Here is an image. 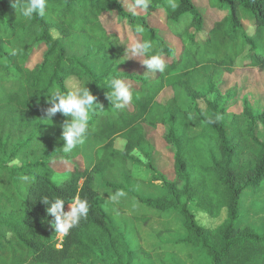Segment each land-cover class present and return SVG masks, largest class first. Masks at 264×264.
<instances>
[{
  "label": "trees",
  "instance_id": "obj_1",
  "mask_svg": "<svg viewBox=\"0 0 264 264\" xmlns=\"http://www.w3.org/2000/svg\"><path fill=\"white\" fill-rule=\"evenodd\" d=\"M125 1L47 0L43 17L26 19L12 0H0V264H135L141 257L149 259L153 252L134 250L125 230L102 207L100 185L146 208L177 213L185 234L177 244L194 248L207 264H264V223L261 230L236 226L243 194L256 191L260 183L264 187V135L258 134L250 109L229 111L233 90L230 96L218 91L237 64L264 73V0H208L211 8L226 12L204 36V17L194 0H175V10L168 0H151L148 10L136 9V14L134 0L127 7ZM113 10L133 35L149 39L154 52L163 51V73L147 72L145 66L149 76L123 73L119 62L125 51L100 73L88 65L107 52L111 34L101 17ZM154 16L169 29L186 20L173 33L179 49L150 24ZM137 25L144 28L142 34L135 33ZM40 47L45 49L41 62L31 65ZM184 55L197 63L183 66ZM113 77L133 84V101L122 110L114 109L107 97L106 84ZM75 80L86 83L103 110L115 115L91 120L95 137L103 141L94 163L57 178L55 165L72 163L81 156L82 145L65 153L60 137L66 117L57 113L48 120L44 109L51 91L67 92V84ZM6 84L13 85L7 93ZM166 89L172 97L160 104L158 97ZM190 113L201 125L192 136ZM259 122L264 131V110ZM144 125L166 128L162 137L172 152L173 181L153 164L155 150ZM117 139L125 141L122 150L115 147ZM136 150L146 160L147 180L135 178L128 168L133 159L140 163L131 154ZM132 182L147 187L160 182L161 194L142 196ZM44 197L64 199L65 211L74 198L89 203L87 217L64 235L59 248ZM193 205L210 218L223 211L226 216L217 227L207 228L197 222Z\"/></svg>",
  "mask_w": 264,
  "mask_h": 264
},
{
  "label": "rangeland",
  "instance_id": "obj_2",
  "mask_svg": "<svg viewBox=\"0 0 264 264\" xmlns=\"http://www.w3.org/2000/svg\"><path fill=\"white\" fill-rule=\"evenodd\" d=\"M125 6H129V1L124 2ZM195 7L199 14L204 17L203 32L204 36L207 33L213 24L216 21L222 19L225 15L226 10H216L210 7L208 0H194ZM102 23L111 38L107 43V52L93 59H90L88 65L92 68H95L97 73H100L102 70L107 68L119 55L121 51H125L126 44L129 42L130 38L137 36L133 35L128 25L121 19L120 15L114 10L109 11L102 15ZM150 24L159 30L160 37L164 39L169 46L173 48H178L180 46L179 40L173 36V33L177 32L184 28L186 20L178 23L177 25H171L170 29L162 25L159 17H152ZM249 33L253 32L252 28H248ZM194 32V30H192ZM203 36L198 35V41L201 42ZM179 49V48H178ZM45 52L44 47H40L39 50L35 51L31 56V65H35L41 62L43 53ZM203 49H201L199 54V62H203ZM142 58L137 57H124L120 60L119 64L121 65L122 72L125 74H136L138 76H149L144 72L143 65L141 63ZM197 62L191 59L189 55H184L183 66L190 68L193 67ZM127 82V81H126ZM130 85L132 83L127 82ZM76 85H86L81 81H70L67 84L68 88ZM12 84L2 85L5 93L12 88ZM231 90L234 91L233 96L227 102L229 111L231 113H241L245 108L250 109L252 114L256 119L257 132L260 136L264 135L263 128L259 122V115L264 110V73H260L256 70H244L240 67L239 64L236 65L235 70L232 75L225 76L221 83L218 85V91L221 94L229 93ZM231 93L228 94L230 96ZM3 97L4 94L1 93ZM172 97V92L169 89L164 90L158 97V102L164 104L168 99ZM215 97L212 95L209 97L210 100ZM204 105L200 103V107ZM98 115H108L112 118L115 114L111 111H104L103 109H98L90 113L89 126L87 131V138L85 143L82 145L81 156L72 161V163H58L55 165L56 177L65 178L67 177L71 170L74 167L84 168L89 167L94 163L96 153L103 142L100 138L95 137L93 127L91 126V120ZM189 119V135H194L199 132L201 125L199 119L195 113H190L188 115ZM166 128L158 126L157 128H151L147 125H144V134L146 139L154 147V153L152 162L162 172L166 178L170 181L175 179L173 172V162H172V152L170 147H168L164 140L163 134L165 133ZM125 146V141H120L117 139L115 141V147L119 150H122ZM132 156L138 160L140 159L141 163H135L134 159L128 162V168L133 172L136 177L140 179L147 180L148 174L144 168L146 160L140 155L139 151H134L131 153ZM159 184L160 182H155ZM261 183L255 188L256 191L251 190L249 193H244L241 198V211L239 212V219L236 223V226L242 228L250 226L256 230H261L264 223V187H261ZM69 207V206H68ZM192 211L196 215L197 222L207 228H215L222 223L226 216V212L223 211L219 218L213 219L207 216L204 212L196 207L192 206ZM61 238V234H58ZM58 240V239H57ZM58 242V241H57Z\"/></svg>",
  "mask_w": 264,
  "mask_h": 264
},
{
  "label": "clouds",
  "instance_id": "obj_3",
  "mask_svg": "<svg viewBox=\"0 0 264 264\" xmlns=\"http://www.w3.org/2000/svg\"><path fill=\"white\" fill-rule=\"evenodd\" d=\"M151 0H134L132 5L133 14L136 9L148 10ZM169 7L175 10L178 3L175 0H168ZM12 6L15 11L31 19L34 15L43 17L47 7V0H12ZM135 33L142 34L144 28L137 25ZM16 54V50H12ZM125 56L142 58L141 63L146 67L147 72L163 73L167 67L162 50L153 51L152 42L149 39L130 38L125 47ZM109 89L107 97L114 109L122 110L133 101L132 86L122 78L113 77L107 82ZM46 103L48 107L44 109L45 116L51 120L57 113H60L66 119L63 121L62 133L60 139L63 141L62 149L65 153L72 152L77 146L83 145L87 138V131L90 120V113L103 109V105L97 101V97L89 90L86 85L74 84L67 92L54 90L47 95ZM220 119V117H216ZM212 122V121H210ZM123 192H117L111 197L116 202ZM41 201L47 206L45 211L52 217L49 221L55 232L61 235H67L81 219L87 217L89 212V203L87 199L74 198L69 204V210L65 211V200L56 197L49 200L44 197Z\"/></svg>",
  "mask_w": 264,
  "mask_h": 264
},
{
  "label": "crops",
  "instance_id": "obj_4",
  "mask_svg": "<svg viewBox=\"0 0 264 264\" xmlns=\"http://www.w3.org/2000/svg\"><path fill=\"white\" fill-rule=\"evenodd\" d=\"M138 161L141 163L139 158ZM132 183L133 189L142 196L156 197L161 194L160 183L149 187ZM116 193L100 185L99 202L102 207L125 230L134 250L142 248L153 252L149 259L141 257L135 264H189L191 260L194 264L208 263L194 248L177 244L185 237L181 230L182 220L177 213H162L146 208L127 195H122L113 202L111 197Z\"/></svg>",
  "mask_w": 264,
  "mask_h": 264
},
{
  "label": "built area",
  "instance_id": "obj_5",
  "mask_svg": "<svg viewBox=\"0 0 264 264\" xmlns=\"http://www.w3.org/2000/svg\"><path fill=\"white\" fill-rule=\"evenodd\" d=\"M69 206V205H68ZM66 207V211H68L69 210V207ZM59 234V233H58ZM63 237H64V235H62L61 236V238H60V236H58L57 235V237H56V239H58L57 241H58V244H57V247L59 248L60 247V244H61V242H62V239H63Z\"/></svg>",
  "mask_w": 264,
  "mask_h": 264
}]
</instances>
